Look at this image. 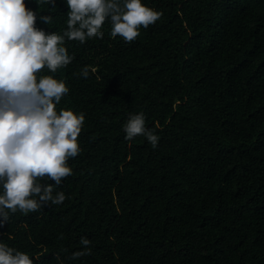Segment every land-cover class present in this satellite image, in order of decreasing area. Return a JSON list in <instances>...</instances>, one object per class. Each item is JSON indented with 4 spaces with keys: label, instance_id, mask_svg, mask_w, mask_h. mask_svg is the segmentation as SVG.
Listing matches in <instances>:
<instances>
[{
    "label": "trees",
    "instance_id": "16d2710c",
    "mask_svg": "<svg viewBox=\"0 0 264 264\" xmlns=\"http://www.w3.org/2000/svg\"><path fill=\"white\" fill-rule=\"evenodd\" d=\"M24 3L63 36L66 0ZM141 3L160 18L133 42L106 19L102 39L64 37L70 64L36 73L68 88L57 114H84L79 153L63 203L5 209L0 243L34 264H264V0ZM141 112L155 148L125 139Z\"/></svg>",
    "mask_w": 264,
    "mask_h": 264
},
{
    "label": "clouds",
    "instance_id": "9594fccd",
    "mask_svg": "<svg viewBox=\"0 0 264 264\" xmlns=\"http://www.w3.org/2000/svg\"><path fill=\"white\" fill-rule=\"evenodd\" d=\"M53 3L54 0H48ZM70 9L63 36L46 34L35 27L36 15L24 0H0V216L7 221L5 209L15 213L36 212L51 201L61 204L63 192L53 191L62 179L72 174L68 158L79 153L77 138L84 122L72 110L56 111V104L67 94L64 82L36 73L45 66L55 72L71 63L64 37L84 43L86 38H103L100 31L106 19L111 21V35L133 42L138 29L153 25L160 14L141 0H66ZM48 24L51 17L41 16ZM87 78L89 70L82 69ZM125 139L146 137L155 148L159 137L146 128L144 114H130L124 125ZM47 177L55 182L41 184ZM39 181V182H38ZM38 196L39 199L32 197ZM88 247L90 241L82 237ZM90 252L73 253L76 259ZM58 259V257H57ZM0 264H34L23 252L0 243Z\"/></svg>",
    "mask_w": 264,
    "mask_h": 264
}]
</instances>
